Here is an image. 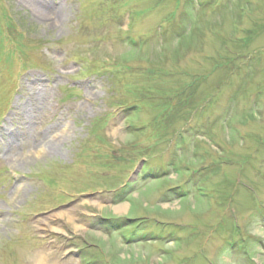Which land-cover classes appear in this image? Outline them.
Returning a JSON list of instances; mask_svg holds the SVG:
<instances>
[{"label":"rangeland","instance_id":"rangeland-1","mask_svg":"<svg viewBox=\"0 0 264 264\" xmlns=\"http://www.w3.org/2000/svg\"><path fill=\"white\" fill-rule=\"evenodd\" d=\"M36 255L264 264V0H0V264Z\"/></svg>","mask_w":264,"mask_h":264},{"label":"bare ground","instance_id":"bare-ground-1","mask_svg":"<svg viewBox=\"0 0 264 264\" xmlns=\"http://www.w3.org/2000/svg\"><path fill=\"white\" fill-rule=\"evenodd\" d=\"M59 141L56 140V141H51L50 143H45L43 144L42 146H39L38 149L41 150L42 154L44 155H47V154H52L53 152H55L56 150V147L58 145ZM39 223H42V222H39ZM50 227V221L46 222V223H43L41 224V228H44L46 229L47 225ZM46 257L44 255H36L35 258H34V263L35 264H57L56 262H53V263H48L47 262V259H45Z\"/></svg>","mask_w":264,"mask_h":264}]
</instances>
